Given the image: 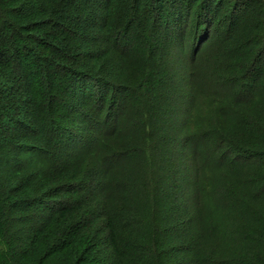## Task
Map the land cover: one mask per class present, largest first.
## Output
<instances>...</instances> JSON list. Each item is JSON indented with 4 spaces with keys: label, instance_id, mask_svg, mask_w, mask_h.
Listing matches in <instances>:
<instances>
[{
    "label": "trees",
    "instance_id": "1",
    "mask_svg": "<svg viewBox=\"0 0 264 264\" xmlns=\"http://www.w3.org/2000/svg\"><path fill=\"white\" fill-rule=\"evenodd\" d=\"M165 3L0 0V264H166L187 225V264H264V143L227 139H264V120L237 117L264 110V0L204 1L191 94L168 89L186 46L153 22Z\"/></svg>",
    "mask_w": 264,
    "mask_h": 264
},
{
    "label": "rangeland",
    "instance_id": "2",
    "mask_svg": "<svg viewBox=\"0 0 264 264\" xmlns=\"http://www.w3.org/2000/svg\"><path fill=\"white\" fill-rule=\"evenodd\" d=\"M204 1L206 2V4H208L209 0H166V13L167 16L170 14L169 21L173 22L171 25H168L166 23L167 21V16H165L167 19L164 20L162 17L157 19V17L155 16L153 19L154 23H158V24H163L162 27H164V29H170L171 27L173 28H177L175 30V32L179 31H183V33H186L187 36H183V35H177L175 32L171 31V38L174 40V42H176V46H183L185 45L186 48L182 49L183 47H179L178 49L175 50L172 49L170 51L169 56H171L173 58L172 64L174 65L175 71L173 72H169L168 70H165L164 73L166 75H169V77L172 79L171 84L169 85L168 89L170 90H177V92H186V93H190V85H189V77L192 79L193 77V72L192 69H189V65L190 63L189 60H192L191 58H195V57H199L200 54H190L191 50H193L194 48H196L197 46L201 45V39L205 36V34H207V32H209V28H206L208 26H210L211 23L207 24V18L206 20L204 19L203 21L202 16L205 13V8L203 9V4ZM150 6H152V4H150ZM149 6V7H150ZM211 7H209V9H211L212 7H214V3H212L210 5ZM215 8V7H214ZM152 12H155L154 9H152ZM202 13L201 17L199 18L200 14ZM185 13V14H184ZM184 14V15H182ZM198 15V16H197ZM237 15V14H236ZM231 16V14L229 13V17ZM228 17V15H224V19L222 20V22L218 23V22H214L212 24V28H211V32L209 34L211 41L212 42L215 38V36H217L219 33L223 34L225 32V29L228 28L230 26V18ZM209 18V17H208ZM164 20V21H163ZM182 28H185L186 31L181 30ZM192 30V33H191ZM208 30V31H206ZM231 31V30H230ZM191 38V39H190ZM209 42V43H210ZM175 46V47H176ZM208 49H206L205 51H207ZM183 52V53H182ZM180 55H183V57H181ZM116 65H119V59H118V63ZM191 73L190 76H188ZM170 96V95H169ZM171 98V97H169ZM181 102L180 106H179V110H181L182 112H184L183 110L189 109L188 104H189V97L186 98L181 97V98H176V97H172L171 101L169 103H167V105L172 106L174 102ZM203 101V100H202ZM204 103V102H202ZM169 106V107H170ZM249 105L244 106L243 108H239V113H241V115H237V117L239 118L240 116H248L259 121L260 119L264 120V110L261 111L259 110V108L254 107V109L256 110V112H254V110L248 107ZM237 106H235L234 108H236ZM211 110V109H210ZM258 111V113H257ZM255 114V115H254ZM219 115V114H218ZM215 113H213L212 111H208L207 113L204 114H198V116L196 117L197 121H207L210 123H213V119H217V116ZM185 118V117H184ZM183 117H169V121L170 123L172 121H179L184 119ZM223 118V117H221ZM106 122V123H105ZM112 117H107V118H101L99 124L103 125L107 124V125H112ZM107 125H105L107 127ZM77 132H79V130H77ZM211 138V137H209ZM227 139L232 141L235 145H246L249 146L252 145L257 150H262L260 148V146H262V143H264V139H260L258 136L256 137L255 134L251 135L249 134H243L240 132H236L235 129H232V132H230L227 135ZM208 142V140L206 141ZM206 142H204L203 144L199 145V148L203 149V152L205 150V147L208 146V143L206 145ZM263 147V146H262ZM220 148V147H219ZM218 149V148H217ZM217 149L214 150V154L216 153ZM222 150V149H221ZM228 153V152H227ZM233 153V152H232ZM237 152H234L233 154H236ZM185 154V152L183 153ZM251 154V153H250ZM249 155V154H248ZM250 156V155H249ZM188 153L185 154V157L183 159H186L185 164L186 167L183 168L181 171L177 170L178 175L183 176V178H190L193 174V172L191 171L192 169H194V161L193 160H188ZM200 157V155L198 156ZM209 208V207H208ZM221 210L219 208L215 209V215H217L213 220H211L210 224H216V225H221L223 224L224 220L221 218ZM191 221L193 220L192 218L190 219ZM213 229L214 227L211 226ZM195 228L190 227L189 225H187V227L183 228L182 232H178L177 234H173V237L175 240H177L175 242V246H177L178 248H180L179 250H177L176 252L171 251L170 253H167L168 258L166 259V264H187V258L188 255H190L189 252H184L181 250V248H183V246L185 245H191V237H187L191 231L194 232ZM198 233L195 235L197 236ZM210 236L213 235L211 234ZM207 239V236L205 237ZM212 238L207 241L205 243V245L203 246V243L206 241L205 239H200L202 241V247L205 250H213L214 248H216L215 246L212 245ZM127 240H130L129 238H127ZM126 240V242L128 243V241ZM190 240V241H188ZM208 240V239H207ZM173 242V241H172ZM172 243H170L171 245ZM250 244V243H249ZM257 252L261 253V249H259L258 245H253ZM251 247V246H250ZM218 248V247H217ZM219 250V249H217ZM264 255V254H262ZM185 259V261L183 263H180L179 261H183ZM188 264H190L188 262Z\"/></svg>",
    "mask_w": 264,
    "mask_h": 264
}]
</instances>
